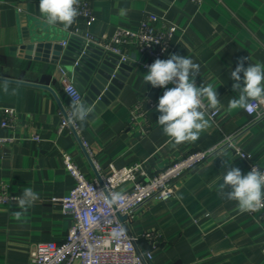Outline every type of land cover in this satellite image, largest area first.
Wrapping results in <instances>:
<instances>
[{
  "label": "crops",
  "instance_id": "obj_1",
  "mask_svg": "<svg viewBox=\"0 0 264 264\" xmlns=\"http://www.w3.org/2000/svg\"><path fill=\"white\" fill-rule=\"evenodd\" d=\"M79 1L91 4L95 21L91 26L78 21L65 30L62 24L46 22L39 0H0V138L12 139L0 145V185L17 198L0 205V264H32L38 243L65 241L73 219L52 199L65 197L75 185L63 153L88 179L95 177L82 141L105 174L111 167L139 161L156 174L193 153L214 149L181 177L173 199L148 201L124 221L139 246L152 252L154 264H264V222L240 212L237 202L219 191L231 168L248 173L235 149L221 146L226 137L264 166V118L254 121L244 109H228L239 95L233 91L231 71L241 63L245 68L264 64V0ZM145 18L158 29L170 23L177 27L170 55L187 56L200 65L195 83L216 89V119L205 114L209 126L199 138L173 146L157 123L158 101L166 89L144 82L146 57L127 48L134 66L115 100L94 119L77 121L78 135L70 128L61 130V112L70 111L72 101L64 92L60 64L12 53L21 43V25L44 29L55 43L63 44L79 31L106 42L118 28L136 31ZM240 76L243 84V72ZM203 102L208 105L206 98ZM137 106L145 112V131L133 121ZM7 107L16 110L13 128L1 126ZM26 187L39 199L17 220L13 213L21 211L18 198ZM129 188L123 185L119 192Z\"/></svg>",
  "mask_w": 264,
  "mask_h": 264
},
{
  "label": "built area",
  "instance_id": "obj_2",
  "mask_svg": "<svg viewBox=\"0 0 264 264\" xmlns=\"http://www.w3.org/2000/svg\"><path fill=\"white\" fill-rule=\"evenodd\" d=\"M195 4L202 0H189ZM79 15L74 23L83 21L86 26H91L95 21L91 4L88 1H79L76 6ZM177 30L173 24L162 29L155 28L147 19H143L136 31L118 28L104 42V47L121 56V61L129 60L126 49L133 48L146 57L142 63L145 69L156 59H168L172 50V38ZM66 45V42L63 43ZM62 84L66 96L71 89H75L79 100L83 94L72 82L68 71L60 66ZM167 85V88L174 87ZM204 103V102H203ZM254 103V102H253ZM202 109L212 120L218 115L217 110H212L204 103ZM71 111V110H70ZM70 111H62L60 129L70 128L78 135L77 121L70 119ZM244 112L254 121L264 118V107L255 106L252 111ZM4 117L1 126L13 128L16 120V110L7 107L3 110ZM145 112L140 106L133 111L134 123L141 124ZM38 141L39 137H34ZM12 142L10 138H0V145ZM82 145L96 171L92 179H88L79 169L74 159L63 153V163L67 172L75 181L74 187L65 197H55L53 202L61 204L65 213L72 216L73 224L68 231L64 242H41L35 247L32 255V264H154L152 252L143 249L138 244V237L130 232L127 224L121 217L133 215L142 205L151 200L167 202L173 199L178 190V181L189 170L210 156L214 149L193 153L190 156L173 163L163 171L152 174L147 169L144 161L116 168L111 167L109 173H103L87 143ZM221 146L235 149L236 154L247 163L248 172L252 167L264 171V166L257 163L250 153L244 152L233 143L232 137H226ZM243 157V158H242ZM130 185L124 192H119L123 185ZM15 197L9 194L7 187L0 185V205H8ZM252 216L264 222V208L249 212ZM264 253V246L262 248Z\"/></svg>",
  "mask_w": 264,
  "mask_h": 264
},
{
  "label": "clouds",
  "instance_id": "obj_3",
  "mask_svg": "<svg viewBox=\"0 0 264 264\" xmlns=\"http://www.w3.org/2000/svg\"><path fill=\"white\" fill-rule=\"evenodd\" d=\"M78 3L79 0H39V11L48 24L59 23L67 30L79 15L76 7ZM199 72L200 65L192 59L171 54L168 59H156L144 74L146 84L166 89L158 101L156 110L161 114L157 123L162 126L163 133L169 137L173 146L197 140L200 133L209 126L202 110L205 98L208 107L219 110L220 101L216 89L211 85L196 86L195 76ZM241 72L243 84L240 83ZM231 78L235 81L233 91L239 95L229 101V110L252 111L255 106L264 105V64H249L245 68L241 63L231 71ZM169 84L175 86L167 88ZM69 95L72 97L70 119L84 123L93 113L95 105L79 100L75 89H71ZM222 180L220 193L228 200L236 201L240 212H254L264 208V171L252 167L251 171L242 175L240 169L231 168L222 176ZM229 187L231 191H225ZM37 199L39 196L32 188H24L18 198L21 211L13 213L14 218L20 220Z\"/></svg>",
  "mask_w": 264,
  "mask_h": 264
},
{
  "label": "water",
  "instance_id": "obj_4",
  "mask_svg": "<svg viewBox=\"0 0 264 264\" xmlns=\"http://www.w3.org/2000/svg\"><path fill=\"white\" fill-rule=\"evenodd\" d=\"M21 28V43L12 47L11 52L28 59H44L65 68L83 94L82 101L95 105L93 113L87 117L89 120L115 100L134 66L132 62H122L121 56L104 47V41L94 39L85 32L71 35L66 45H63L55 43L52 35L35 25L23 23ZM125 218L121 217L122 220Z\"/></svg>",
  "mask_w": 264,
  "mask_h": 264
}]
</instances>
